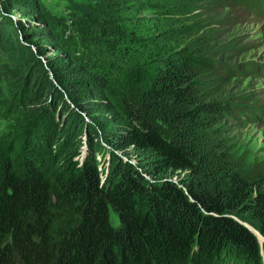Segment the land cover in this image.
<instances>
[{"label": "trees", "instance_id": "obj_1", "mask_svg": "<svg viewBox=\"0 0 264 264\" xmlns=\"http://www.w3.org/2000/svg\"><path fill=\"white\" fill-rule=\"evenodd\" d=\"M103 1L121 33L117 6L127 0ZM238 1L264 18V0ZM133 53L128 47L124 58ZM209 56L184 46L134 100L124 98L127 126L111 146L147 156L146 171L119 160L104 177L74 153L51 172L36 151L3 155L0 264H264V241L235 219L264 239V163L241 154L222 129L234 106L229 82L214 83Z\"/></svg>", "mask_w": 264, "mask_h": 264}, {"label": "rangeland", "instance_id": "obj_2", "mask_svg": "<svg viewBox=\"0 0 264 264\" xmlns=\"http://www.w3.org/2000/svg\"><path fill=\"white\" fill-rule=\"evenodd\" d=\"M106 4L0 0V158L36 151L52 172L79 153L104 177L119 160L146 171L147 156L114 149L110 138L127 126L124 98L190 45L210 51L216 85L229 82L234 110L222 129L241 154L264 163V18L238 0H127L117 6L124 31L115 35ZM128 47L134 53L124 58ZM110 217L118 226L112 210Z\"/></svg>", "mask_w": 264, "mask_h": 264}, {"label": "water", "instance_id": "obj_3", "mask_svg": "<svg viewBox=\"0 0 264 264\" xmlns=\"http://www.w3.org/2000/svg\"><path fill=\"white\" fill-rule=\"evenodd\" d=\"M86 148V147H85ZM238 222L242 223L245 227H247L248 229H250L253 233H255L258 237L261 238L262 241H264V239L262 238V236L260 235V233L254 229L252 226H250L249 224H247L246 222H242L240 220L237 219Z\"/></svg>", "mask_w": 264, "mask_h": 264}]
</instances>
